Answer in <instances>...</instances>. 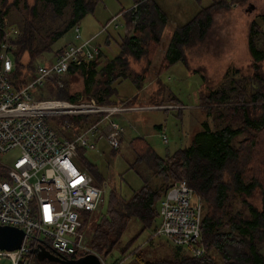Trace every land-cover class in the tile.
I'll return each instance as SVG.
<instances>
[{
	"label": "trees",
	"instance_id": "1",
	"mask_svg": "<svg viewBox=\"0 0 264 264\" xmlns=\"http://www.w3.org/2000/svg\"><path fill=\"white\" fill-rule=\"evenodd\" d=\"M17 1L12 4L16 5ZM96 1L34 0L32 5L25 2V10L28 8L29 13L24 14L11 40L15 60L13 82L16 87L28 81L21 77L22 68H32V62L44 51L50 50L55 40L93 11ZM226 3L227 0H212L192 20L177 28L171 36L164 65L184 60L182 46L195 35L204 36L212 20V10ZM135 4L122 13L126 35L119 43V54L107 60L99 70L104 75L102 80H96L97 61L88 71L82 61L73 62L68 70V73L81 71L85 93L97 96L99 103L134 106L131 98H112V95H117L113 82L118 78L131 77L139 88L148 72L150 57L160 41L167 21L165 11L156 0H135ZM68 7L71 9L68 21L53 28L54 19L63 16ZM8 14L9 8L0 7V41ZM252 26L257 28L258 25L253 22ZM250 51L255 65L264 60V50L257 48L253 39L250 40ZM25 53L29 56L27 63L22 61ZM97 57H103L101 49ZM129 57L135 61L146 58L141 72L132 75L128 71ZM34 75L35 70L31 77ZM250 80L251 88L245 83L237 84L235 80H230L207 92L200 90L199 101L204 105L206 115L213 116L216 126L213 128L207 120H203L201 129L193 133L190 144L170 156L159 155L141 137L130 141L131 148L137 153V161L152 164L154 172L162 177L165 185L151 186L143 173L144 185L129 199L115 189L111 190L106 213L100 214L91 236L92 250L97 251L119 240L132 216L142 222L141 231L151 227L159 215L160 200L170 185L166 186V183L170 179H186L196 188L203 202L201 231L205 253L194 257L190 252H182V246L175 245L171 257L145 264H264V254L259 246V242L264 241V69H254ZM47 81L50 84L52 79ZM98 84L102 85L99 87ZM52 86L63 98L78 100V94L70 93L67 88L55 83ZM94 120L92 115L70 117L72 125L67 129L62 119L46 118L57 132L65 136H71ZM241 135L245 138L239 140ZM81 165L97 173L94 165ZM257 188L262 195L261 207L248 200ZM236 195H241L247 210L234 209L232 199Z\"/></svg>",
	"mask_w": 264,
	"mask_h": 264
},
{
	"label": "rangeland",
	"instance_id": "2",
	"mask_svg": "<svg viewBox=\"0 0 264 264\" xmlns=\"http://www.w3.org/2000/svg\"><path fill=\"white\" fill-rule=\"evenodd\" d=\"M13 1L4 0L1 3L0 0V7L9 8L5 23L17 29L24 14L29 13L28 8L25 10V2L32 5L34 0H18L16 5L12 4ZM157 1L165 11L167 21L160 41L150 57L148 72L143 82L139 88L131 77L118 78L113 82L117 95H112V98L118 100L131 98L133 102L131 104L138 107L114 116V119L125 127L120 146L113 149L107 139H96L95 148L81 150L79 156L74 159L77 165H94L98 175L90 173L97 182L101 177L98 184H102L104 189V200L96 210L92 212L78 210L81 221L79 230L83 233L82 242L90 249L92 233L100 214L106 213L111 190L115 189L125 199H129L144 185L145 176L151 186L165 185L162 177L154 172L152 164L137 161V153L131 148L130 141L141 137L159 155L170 156L179 148L190 144L193 133L201 129L203 120H207L213 128L216 126L213 116L206 115L204 105L199 101L200 90L207 92L208 89L225 85L230 80H235L237 84L245 83L249 87L254 69H264V60L255 65L250 51L251 39L257 48L264 50V0H227L226 5L214 8L206 34L202 37L195 35L183 45L184 60L170 66L164 65V57L172 34L177 28L192 20L212 0ZM135 5V0H97L93 5V11H89L77 25L55 40L50 50L44 51L32 62V68L28 66L22 68L21 77L29 81L38 64L52 62L66 45L80 44L95 35L94 43L100 46L103 57H97L92 63L98 62L96 80H102L104 75L99 70L107 60L119 54V43L126 35L125 17L122 13ZM70 11L68 7L63 16L54 19L53 28L60 27L64 21H68ZM116 15L117 19L105 27ZM253 22L259 27L252 26ZM76 27L79 28L80 38H76ZM145 59L135 61L129 57L128 71L132 75L141 72ZM28 60V53H25L22 61L27 63ZM47 82L46 80L44 85L35 90V98H63L56 92V88H53L52 83H55L57 86L67 88L72 94H78L77 99H97L94 94L85 93L84 76L81 71L67 72L64 76L53 79L50 84ZM244 138L245 136L241 135L238 139ZM19 155L20 151L13 149L0 154V160L12 165ZM174 181L170 179L166 186ZM248 200L261 207V191L257 188ZM232 205L235 210H247L241 195H236L232 199ZM159 224L158 215L151 227L141 231L142 222L138 217L132 216L119 240L94 251L107 264H145L147 261L171 257L176 246L167 237L154 234ZM259 246L264 254V241L259 242ZM84 251L80 249L81 253ZM181 251L188 252L186 248H182ZM49 262L39 261L31 254V264H50ZM0 264H10V260L4 256L0 259Z\"/></svg>",
	"mask_w": 264,
	"mask_h": 264
},
{
	"label": "built area",
	"instance_id": "3",
	"mask_svg": "<svg viewBox=\"0 0 264 264\" xmlns=\"http://www.w3.org/2000/svg\"><path fill=\"white\" fill-rule=\"evenodd\" d=\"M76 32V38H80L78 27ZM2 33L0 154L18 149L20 155L12 165L0 160V224L22 229L24 237L19 248L0 249V259L5 256L10 264H31L32 249L38 244L62 256L95 253L83 245L78 210H96L104 200V189L74 159L81 150L95 148L94 141L100 138L107 139L117 149L125 127L114 116L138 107L99 103L95 99L35 98L37 88L46 80L64 76L73 62L82 61L90 69L100 52V46L94 43L95 35L80 44L66 45L52 62L38 64L35 76L16 87L11 41L16 28L5 25ZM87 115L95 116V120L71 136L58 134L46 121L48 117L62 119L65 128L70 129V117ZM202 210V199L196 188L186 179L174 181L160 200V224L154 234L165 236L174 245L186 248L192 256L200 257L205 253ZM97 255L101 264H107Z\"/></svg>",
	"mask_w": 264,
	"mask_h": 264
},
{
	"label": "water",
	"instance_id": "4",
	"mask_svg": "<svg viewBox=\"0 0 264 264\" xmlns=\"http://www.w3.org/2000/svg\"><path fill=\"white\" fill-rule=\"evenodd\" d=\"M23 237L24 232L22 229L11 225L0 224V249L13 250L19 248ZM32 252L39 261L47 260L60 264H101L98 255L94 252L68 258L51 252L43 244H38L32 249Z\"/></svg>",
	"mask_w": 264,
	"mask_h": 264
},
{
	"label": "flooded vegetation",
	"instance_id": "5",
	"mask_svg": "<svg viewBox=\"0 0 264 264\" xmlns=\"http://www.w3.org/2000/svg\"><path fill=\"white\" fill-rule=\"evenodd\" d=\"M64 257L72 258L73 256H64Z\"/></svg>",
	"mask_w": 264,
	"mask_h": 264
},
{
	"label": "crops",
	"instance_id": "6",
	"mask_svg": "<svg viewBox=\"0 0 264 264\" xmlns=\"http://www.w3.org/2000/svg\"><path fill=\"white\" fill-rule=\"evenodd\" d=\"M157 1V0H156ZM158 2V1H157ZM159 4V3H158ZM162 8V7H161ZM163 9V8H162ZM90 172V171H89Z\"/></svg>",
	"mask_w": 264,
	"mask_h": 264
}]
</instances>
